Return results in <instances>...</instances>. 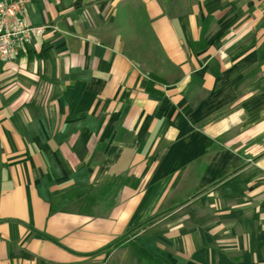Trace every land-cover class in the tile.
Wrapping results in <instances>:
<instances>
[{"label": "crops", "instance_id": "obj_1", "mask_svg": "<svg viewBox=\"0 0 264 264\" xmlns=\"http://www.w3.org/2000/svg\"><path fill=\"white\" fill-rule=\"evenodd\" d=\"M0 61V264H264V0H31Z\"/></svg>", "mask_w": 264, "mask_h": 264}, {"label": "built area", "instance_id": "obj_2", "mask_svg": "<svg viewBox=\"0 0 264 264\" xmlns=\"http://www.w3.org/2000/svg\"><path fill=\"white\" fill-rule=\"evenodd\" d=\"M31 0H0V61L12 62L37 38H43L47 26L29 21Z\"/></svg>", "mask_w": 264, "mask_h": 264}]
</instances>
